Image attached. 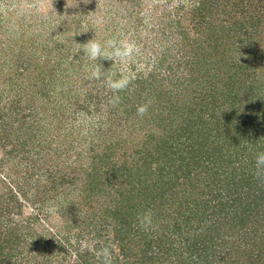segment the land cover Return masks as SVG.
Segmentation results:
<instances>
[{
  "label": "rangeland",
  "instance_id": "rangeland-1",
  "mask_svg": "<svg viewBox=\"0 0 264 264\" xmlns=\"http://www.w3.org/2000/svg\"><path fill=\"white\" fill-rule=\"evenodd\" d=\"M201 16L204 22L200 21ZM209 24L212 28L208 30L217 29L222 33L232 27L231 49L227 48L229 54L225 51L224 58L214 55L205 60L200 43L207 36L201 31L210 27ZM240 26L243 30L238 29ZM95 37L102 43L109 39L133 42L137 51L124 62L91 60L83 49L84 44ZM239 38H246L243 44L239 43ZM194 42H199L198 47ZM217 49L224 52L225 48ZM97 68L101 73L99 79L91 75ZM122 78L129 81L124 90L113 91L108 87L109 79ZM235 82L238 85V89L234 88L235 94L238 92L233 97L228 89L235 86ZM254 94L264 97V0H0V207L7 210L8 215L13 204H1L17 195L26 205L24 214L37 216L44 225L43 231L50 230L57 236L71 235L69 241L81 244L82 250L91 247L93 241H78L68 224H84L89 220V230L100 242L96 251H90L92 261L102 264L96 253L103 246H110L112 259L119 255L122 260L124 255L116 248L118 241L114 242L117 233L113 229L118 226V220L115 215L108 219L99 211L114 207L118 202V186L129 187L138 181L139 172L146 175L150 172L142 162L151 164L153 169L156 163L173 164L168 158L159 159L161 148L167 145L165 141L169 146L170 142L179 144L185 151L184 156H177L178 161L186 163L184 159H189L194 165L202 153L211 155L215 147L224 148L223 152H229L228 157L232 154L235 159L236 150L228 151L230 133L240 135L250 131L246 138L242 137L239 150L252 160L249 169L255 173L257 152L252 147H264V114L261 111L254 117L251 108H256L253 102H258L257 108H260L264 99L258 97L250 102ZM141 106L147 108L143 115L137 111ZM211 114L212 121L204 124ZM229 116L233 119L231 123ZM197 124L207 125L202 130L222 127L223 131L216 140L202 145L199 133L195 132V141L187 139L195 126V130L202 128ZM236 141L231 142L237 144ZM191 142L200 152L186 149ZM26 143L29 152L21 155L26 151L22 149ZM38 153L40 165L36 162ZM221 153L215 152L210 158L218 163V171L212 165L206 167L204 160L192 167L188 182L193 180L196 188L188 197H201L200 190L205 189L203 181H207L209 174L206 168L221 172L220 166L227 159ZM141 164V170H137ZM75 167H80L78 179L75 178L69 188L60 185L57 191L43 195L46 200L41 207L34 200V194L27 192L31 190L28 181L33 182V179L27 178L32 172L38 173L46 184L50 173L44 171L45 168L61 169L57 171L56 180L60 184L72 177ZM93 168H97L104 186L90 187L88 172ZM153 178H144L137 189L144 190V183H149L146 186L150 191L132 201L136 206L133 212L139 214L143 209L153 212V227L145 231L138 222L133 225L131 235L138 241L132 245L134 257L131 259L145 257L143 264H178L179 261L184 264L199 263L208 256L221 259L215 264H264L261 216L247 225V235L242 231L233 233L227 225L229 230L224 233L227 243L219 245L218 252L208 247L205 250L194 244L196 232H187L189 225L185 226L181 220L184 201L180 197L166 196L160 206ZM260 178L255 176L253 187L250 186L261 187L259 192L264 197V181ZM199 179L201 181H197ZM85 187H89V191H84ZM217 187L207 194L209 197L206 195L211 205L228 194L225 190L222 195L215 194ZM64 192L72 196L73 212L70 215L65 208L67 216L63 217V204L53 194L64 195ZM88 195L86 203L84 196ZM212 216L216 221L215 215ZM8 218L27 219L18 211H12ZM175 218L181 222L179 227L174 226ZM256 223L259 225L255 234L251 225ZM187 233L191 234L189 241ZM169 235L176 242L173 249L168 248L169 242H166ZM118 236L120 238V234ZM146 236L148 241L143 240ZM151 239L154 242L151 243ZM80 259L83 258L76 254L58 257L60 262L66 260L65 264H78Z\"/></svg>",
  "mask_w": 264,
  "mask_h": 264
},
{
  "label": "trees",
  "instance_id": "trees-1",
  "mask_svg": "<svg viewBox=\"0 0 264 264\" xmlns=\"http://www.w3.org/2000/svg\"><path fill=\"white\" fill-rule=\"evenodd\" d=\"M200 21L204 22V16H201ZM209 26L210 27H208L205 31L204 30L201 31L202 34L206 35L207 38L209 39L208 40L207 38H204L203 43H200L203 45L202 47H203L204 54H206L204 56L205 60H207L208 57L211 58V56H214V55L216 56V58H219V57L224 58V56L226 57L225 54L227 50L231 49L230 41L232 40L233 36H231L230 32H232L231 30L232 27L226 28L225 31L227 30L229 31L227 32L224 31L222 33L220 31L218 32L217 29L208 30L212 28V24H209ZM216 28L220 30L218 26ZM238 29L243 30V26H240V28ZM244 33L245 32L241 34L244 35ZM245 35H248V34L246 33ZM246 38L248 39L252 37H246ZM246 38H239L238 39L239 43L243 44V41ZM253 39L254 38H252V40ZM199 42L198 43L194 42L197 45V47H198ZM220 46L225 48L224 50H222L224 52L218 51L217 47L219 48ZM227 54H229V52H227ZM195 69L196 68H192V70H195ZM234 88L238 89L237 82H235V86H232L230 88L231 90L228 89L229 90L228 92L230 96L236 97L238 91L235 94ZM258 97H260L259 100L264 99V97L258 96V94L256 95L254 94V96L251 97L250 102H252V100H255V98L258 99ZM257 104L258 102L257 103L253 102L252 106L256 108L254 110L251 108L254 117L260 114L261 111L264 114V108H263L264 102H261L260 108H257ZM212 116L213 114H211L209 118H206L205 120L206 122H204V124L209 125V123L212 121L210 120ZM228 118H229V122L230 121L233 122V119L231 116H229ZM224 122L225 121L220 123V125H223ZM262 122H264V119ZM197 125L198 127H202V128H198L195 130V128L197 127L195 126L193 130L190 129L192 130V132L190 131L189 133L190 134L192 133V134L189 137H187V139H189L190 141L191 139L194 140L193 136L195 132L199 133L202 138V140L200 141V144L202 143V145H204L203 143H205V141L207 143L211 139L216 140L215 137L217 135L219 137V135L223 131L222 127L209 128L210 129L209 131L206 129L202 130L207 125H203V124L201 125L197 124ZM213 130H215L214 133H213ZM249 132L250 131H246L245 133H242V134L239 133L240 135H237V134L232 135L230 133L229 135V145L230 146H229L228 151L232 149L236 150L233 153L235 156V159L232 158V154H230L231 157L230 156L228 157L227 154L229 152H226L225 154L223 152L224 148L220 149V148L215 147L214 148L215 151L210 152L211 155L202 153L203 155L199 159H197L196 162H193V164L197 167V162H199L200 160L201 161L204 160V162L207 163L206 167L208 166L211 167L212 165L216 168L218 166V163H214L213 161L210 160L212 154L215 152L216 153L222 152L221 156L227 157V159L224 158L225 160L221 158L223 160V163L221 164L220 169H219L221 172H215L217 168L215 169V171H211V169H208L205 167L209 174L207 173L208 174L207 181L202 180L204 182L205 189L202 187V189L200 190L202 192L200 193L198 192L199 196H201L200 198H197V197L194 198V197H191V195H189V197L187 196L190 193V191L192 192V190L196 188L195 184H193V180L188 182L191 176L189 175V173H191L192 167H194V165H192L189 159L188 160L184 159L186 163L183 162L182 160L178 161L177 156L181 157L186 154L182 148L178 147L180 146L179 144L170 142L171 145L169 146L167 141H165L167 145H165L160 150L161 154L159 156V159H162L164 161L168 158V161L171 160V162L173 163L171 165L165 162L166 166H163L162 163L160 162L159 164L156 163L157 167L153 169L154 167L152 168L151 164L142 162L146 168L147 167L149 168L150 172H147V175L143 173L140 174L139 172L140 178L135 184L132 183L131 184L132 186L131 185L129 187L126 186L125 188H121L120 186H118L117 190L119 191V195H120L118 202L114 204V207H108L106 210L99 211V212L102 211L101 212L102 214L107 215L106 218L108 219L111 217H114L115 215V218L118 220V223H117L118 226H115L116 228L113 229V232L115 231V234L117 233L116 239L114 240V242L118 241L117 242L118 245L116 248L120 249V252H121L120 254H123L124 258L121 260L119 259V255L114 254L116 256H114V258L112 259V264H143L145 260V257L143 258V260L140 258L131 259L132 252H133V250L131 249L132 245L135 244L134 242L138 241L137 240L138 238L137 239L134 238L135 235L133 236L131 235L133 228H135L133 225L136 222H138L137 221L138 213H135L132 211L133 210L132 208H136V206H133L134 204L132 203V201H133V198H136V196L140 194L143 195L145 191H150V190H147L150 187L146 186V185H149V183L147 184L144 183L146 186V188L144 186V190L137 189V186L141 185V183H143L145 179L149 177H154L153 179L155 182L153 186L155 188L156 187L158 188V192H155L156 197H157L156 201H159L158 200V197H159L160 206H162V204L165 203L163 198H165L166 196L167 197L172 196L178 199L180 197L181 200L184 201L183 209L185 211L182 212L183 217L181 220L185 222V226L189 225V227L186 230L187 232H189L190 230L191 231L194 230L196 232V234H194V239H195L194 244L195 245L198 244L204 247L205 250H207V247H208V249H212V251L218 252L217 250H219V245H223L227 243V238H225V235H224L226 230H229V229L230 231L234 230L233 233L242 231L243 235H247V232L249 230L247 225H250L254 220H256V218L260 216H261V219L262 218L263 219L259 221H264V217H263L264 216L263 215L264 214V197H263V193L259 192L261 190V187L254 189L252 188L253 186L251 184L252 182H254V178L256 176L255 173H252L249 169L251 167L252 160L249 157L246 158L244 153L242 155V152H241L242 150H239L240 144L242 142L241 141L242 137L244 136L246 138ZM172 139H175V138H172ZM232 140H235V141L237 140L236 141L237 144L232 143L231 142ZM29 148L30 147L28 146V143L23 144L22 149H25L26 151L21 152L22 153L21 155L29 152ZM252 148L257 153L262 152L264 150V147L262 145L260 149H258L257 147H252ZM109 149L110 148L108 149L106 148V150H109ZM186 149L192 152L195 151V153L198 151V147H196L195 144L193 145L192 142L190 143L189 147ZM202 149H201V152H203ZM206 151L209 152V150H206ZM198 152H200V149ZM38 157H39V160H37L36 162H38V165H40L39 164V161L41 162L40 153H38ZM45 161L48 162L47 160ZM34 164H35L34 167H36L37 164L36 163ZM141 168H142V164L141 166H137L136 169L141 170ZM40 169L38 170L40 171ZM45 169L46 170L44 171L50 173V175L52 176V179L54 178L53 181L51 180V176L49 175L48 177L49 179H47L48 181H46V184H45L42 180V177L38 173H35V172H32L28 176L29 178H27L28 180L33 179V182H30L27 180L31 188V190H27V192L34 194L35 196L34 200L40 204V207H41V203H43V201L46 200L43 197V195H46L47 193L49 194L51 192L53 193V191L61 187L60 185L67 186L69 188L70 186L69 184H72L71 182L75 180V178L78 179L77 172L78 170H80V167H75L74 170L71 171L72 177H70L68 181L66 182L64 181L63 183H60V184H58L56 180L58 178V172H61L62 170L57 169V171L59 170L57 172V171L51 170L50 168H45ZM46 172H45V175H46ZM178 172L180 173L182 172L181 175ZM98 173L99 172L97 171V168H93L90 172H88V178H90L89 183H91L90 187L92 188L93 187L97 188V187H100L101 185L103 186L105 185L104 182H101V178L99 179ZM185 173L187 176H184ZM157 176H159L160 178ZM200 179L197 181H201ZM260 180L263 182L264 177L260 178ZM250 184L252 187L250 186ZM219 186H221L222 191ZM215 187L219 188L217 192H214L215 194L217 193L218 195H222L225 192H228V194L225 193V196H222L220 200L215 199L218 202L216 203L214 202V204L211 205L210 202L212 201L210 198H206V195L213 192V189L215 190ZM245 187L246 188L249 187L247 190L248 192L246 191V189H244ZM198 188L199 186H197V190H199ZM36 189L39 190L37 193L35 192ZM229 189L230 191H228ZM83 190L89 191V187L88 188L85 187ZM83 190H82V193H83ZM53 195L55 196V197L53 196L54 198H57V199L59 198V200H61L63 204L64 210H62L61 215L63 217L65 215L67 216V211H66L67 209L71 215L73 212V209L71 208L72 206H70L72 205L70 204L72 202V196L70 195V193L64 192V195L63 193L62 194L54 193ZM89 197H90L89 195L84 196L85 198V199L83 198L84 201H86V199H88ZM207 197L209 196L207 195ZM224 198H225V201L223 200ZM92 201L94 200H89L88 202H92ZM134 203L136 202L134 201ZM7 204L9 205L13 204L12 209L8 215H10L12 211L14 212L18 211L21 217L27 218V219L26 220L22 219L20 221H14L13 219L9 220L10 218H8L7 210H4L2 207H0V264H65V261L67 259L64 262H60L58 260V257H60V255H63V254L65 258H67L68 256L75 255V254L77 257L78 256H80V258L82 257L83 259H80L81 262H79L78 264H95V261H92L91 259L92 255L90 251L91 249H94L96 251L99 248L100 242L89 230V227H90V222H88L89 220L87 221V223H84V224L83 223H79V224L73 223L72 224V222H70L71 224L70 223L68 224V227L69 229H71L72 233L77 235L76 238L78 239V241L86 240V241H89L90 243L93 241V245L91 247L89 248L87 247L86 250H82L81 244L78 243V245H74L73 242H70L71 235L60 234L57 236L55 233L50 232V230H48L47 233L43 231L42 229L44 228L43 227L44 225L41 222H39V219L37 216L33 215L32 217H30L28 216L29 214H24L25 211L27 210L25 209L26 205L22 202L20 197H18L17 195L14 194V197H12L11 200L10 198H7V201L5 203H2L1 206L7 205ZM155 204L156 202H154V205ZM253 205L255 206L252 207ZM156 206L158 207L157 204ZM143 211H146V210L143 209ZM78 213L79 215H81L82 214L81 210H79ZM212 214H214L215 217L217 218L216 221L213 220ZM175 219H176V224H174V226L179 227L181 225L180 224L181 222H179L180 220H178V218H175ZM37 220L38 222H36ZM208 220L211 221L210 224L207 223ZM227 225L229 226V229ZM258 225H259L258 223L251 225L253 227L252 229L255 232V234H256L255 230H258L257 228ZM76 228H79V230H77ZM60 231H61V228H60ZM118 234H120V238ZM34 236H36L37 238H34ZM112 237H110V240L112 239ZM186 237H187V241L191 240V234L187 233ZM206 238L208 240L204 242L203 239H206ZM140 240L142 239H139V241ZM143 240L148 241L149 239L146 236L145 238H143ZM152 242H154L153 239H151V243ZM166 242H169V244L167 243V245H168V248L170 249L171 248L173 249L174 244L176 243L174 237H172L171 235L167 236ZM220 260L221 259L217 257L210 258L206 256L204 260L199 261V263H197V261L196 262L193 261V262H185L184 264H215L216 262H220ZM233 261L236 262L235 259ZM178 264H182V262L179 261ZM247 264H251V263L248 262Z\"/></svg>",
  "mask_w": 264,
  "mask_h": 264
},
{
  "label": "clouds",
  "instance_id": "clouds-1",
  "mask_svg": "<svg viewBox=\"0 0 264 264\" xmlns=\"http://www.w3.org/2000/svg\"><path fill=\"white\" fill-rule=\"evenodd\" d=\"M84 54L91 60L106 59V60H120L124 62L132 57L133 53L137 51L136 45L133 42L126 40L109 39L105 42H100L96 37L86 44H84ZM93 78H100V69L97 68L91 73ZM108 87L113 91L124 90L129 81L127 78L113 81L108 80ZM138 114L143 115L146 113V106L138 108ZM255 175L264 177V151L258 152L255 155ZM138 225L142 230H149L153 227V212L149 209L143 211L137 216ZM97 257L101 259L102 264H112V252L110 246H103L97 253Z\"/></svg>",
  "mask_w": 264,
  "mask_h": 264
}]
</instances>
